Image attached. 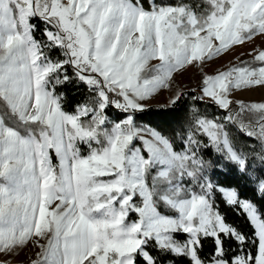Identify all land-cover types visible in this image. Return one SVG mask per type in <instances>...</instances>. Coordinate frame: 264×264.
<instances>
[{"label": "snow or ice", "instance_id": "snow-or-ice-1", "mask_svg": "<svg viewBox=\"0 0 264 264\" xmlns=\"http://www.w3.org/2000/svg\"><path fill=\"white\" fill-rule=\"evenodd\" d=\"M256 37L264 0H0V264L30 241L29 264H264V213L213 179L227 165L264 200V101L231 98L264 87V48L203 75L171 137L138 122L174 74ZM68 86L88 90L71 112ZM218 196L254 225L256 255Z\"/></svg>", "mask_w": 264, "mask_h": 264}, {"label": "trees", "instance_id": "trees-1", "mask_svg": "<svg viewBox=\"0 0 264 264\" xmlns=\"http://www.w3.org/2000/svg\"><path fill=\"white\" fill-rule=\"evenodd\" d=\"M36 36L37 39L41 38L40 33H37ZM60 91L66 93V100L64 101V105L65 109L69 112L73 111L75 105L81 103L88 95V90L84 86H81L79 88L68 86L61 89ZM184 93H186V95L176 104L175 108L152 106L149 108L146 115L138 122L143 124L144 126L156 129L163 134L171 137L174 131L179 129L182 123L185 121L188 115V108L192 103L191 96L193 92L186 91ZM197 106L200 108L201 112H206L210 116L223 115V112L213 106L211 103H202L198 104ZM108 115L112 119L118 118L117 111L114 108H110L108 110ZM229 131L236 137L241 146L256 143L253 140H248L246 137L241 136L236 132L234 127L230 126ZM256 147L258 149L259 146L256 145ZM245 150L251 151V149L247 147L245 148ZM206 158L209 157L206 156ZM210 158L215 159V155H212ZM53 163H57L56 157L54 155ZM213 179L224 186L236 187L242 199L254 200L255 203L259 205L261 212L264 213V200L256 197L248 183L244 179H242L239 174L231 172L227 165H225V171L215 174L213 176ZM217 203L221 211L226 215L227 221L230 224L234 225L248 238V241L242 246L244 248V251H250L253 255H256L257 245L251 242L256 238L255 228L249 222L247 216L239 208L226 207L225 204L220 200L219 196L217 197ZM225 248L228 250L226 253L227 256L239 254V246L237 245V242L235 240L226 241ZM212 251V244L209 240L205 243L202 255L208 256L212 253Z\"/></svg>", "mask_w": 264, "mask_h": 264}, {"label": "rangeland", "instance_id": "rangeland-1", "mask_svg": "<svg viewBox=\"0 0 264 264\" xmlns=\"http://www.w3.org/2000/svg\"><path fill=\"white\" fill-rule=\"evenodd\" d=\"M253 48H264V37H256L251 44L245 43L242 46H236L219 57L206 61L203 65L188 66L186 69L174 74L173 90L162 89L149 101L150 106L165 107L168 105L176 89L182 92L195 89L196 93L199 94V87L203 75H213L218 71L226 70L233 64H238L239 61L236 59L237 57H240L241 60L251 59V57L246 54ZM242 53L245 55L242 56ZM152 63H156V61ZM231 98L234 100H243L248 103L261 102L264 101V87L255 86L247 90H240L235 92ZM130 219H136V216L132 215ZM40 242L46 243L45 240H41ZM38 251H40V249L35 248L30 241L28 245L20 251L18 256L12 258V264H29L30 260L35 258V253Z\"/></svg>", "mask_w": 264, "mask_h": 264}]
</instances>
